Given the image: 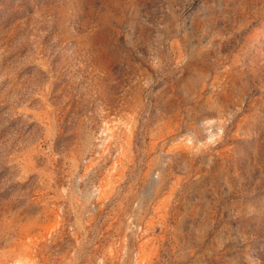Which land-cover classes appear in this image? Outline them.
<instances>
[{
  "label": "rangeland",
  "instance_id": "obj_1",
  "mask_svg": "<svg viewBox=\"0 0 264 264\" xmlns=\"http://www.w3.org/2000/svg\"><path fill=\"white\" fill-rule=\"evenodd\" d=\"M0 264H264V0H0Z\"/></svg>",
  "mask_w": 264,
  "mask_h": 264
}]
</instances>
